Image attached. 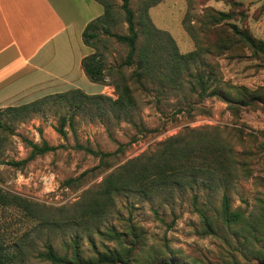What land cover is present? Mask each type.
Returning <instances> with one entry per match:
<instances>
[{"label": "rangeland", "instance_id": "rangeland-1", "mask_svg": "<svg viewBox=\"0 0 264 264\" xmlns=\"http://www.w3.org/2000/svg\"><path fill=\"white\" fill-rule=\"evenodd\" d=\"M106 1L113 5L116 15L112 31L126 34L122 0ZM233 1L241 3L235 8L244 11V16H235L238 18L230 21L240 25L244 22L250 33L264 43V0H161L150 7L149 15L161 31L165 48L173 47L169 42L172 38L179 53L199 51L200 55L180 77L182 86L164 75L154 81L144 76L138 85L132 77L135 67L123 64L127 46L101 34L98 49L105 55L108 81L122 72L137 99V106L120 118L113 111L97 113L91 109V101H86L85 109L73 110L54 100L25 119L5 117L11 129L2 133L5 140L0 149V192L27 199L33 207L38 206L35 209L41 215L28 216L23 208L0 200V244L10 251L25 252L9 264H51L38 254L45 243H53L63 254L74 238L79 239L85 257L120 249L125 244L121 246L99 235L91 225L82 228V224L72 225L68 220L75 214L78 203L100 189L108 174L186 128L216 131L221 135L222 143L234 152L237 169L234 177L228 183L162 192L150 199L119 194L100 228L113 226L129 236L130 228L135 225L140 235L132 251L133 259L145 264L149 261L159 264L169 258L193 264H260L258 257L246 258L244 250L264 248V53L245 46L220 48L219 34L204 24L205 9L229 12ZM141 3L142 0H130L137 16ZM189 25L196 39L187 31ZM138 29L141 30L140 24ZM143 38L140 32L139 45ZM162 56L168 58L167 52L162 51ZM198 71L210 85L206 93L195 83L194 74ZM213 87L242 100L230 104L218 96H207ZM239 87L260 99L246 104L248 98L238 93ZM106 91L108 96L116 97L114 85H108ZM62 116L67 118L65 134L58 131ZM27 140L39 145L47 142L56 148L31 156L32 148ZM23 159L26 162L20 166L8 163ZM195 193L199 203H204L209 211L218 207L226 193L232 207L244 211L246 221L233 230L224 229L226 240L202 234L198 214L192 206ZM53 219L62 224L49 229L47 222ZM242 228L249 241L239 239L237 232L234 234Z\"/></svg>", "mask_w": 264, "mask_h": 264}, {"label": "trees", "instance_id": "trees-1", "mask_svg": "<svg viewBox=\"0 0 264 264\" xmlns=\"http://www.w3.org/2000/svg\"><path fill=\"white\" fill-rule=\"evenodd\" d=\"M97 1L103 5L104 12L91 20L82 32L84 44L94 48V52L82 58L81 66L91 81L103 85H114L116 97L112 98L105 93L88 94L80 88H74L47 95L22 105L0 108V149L5 140L2 133L11 129L5 119L6 116L13 115L18 120L25 119L29 115L39 112L43 105L52 100L62 105L67 104L73 110H83L86 107V101H91L92 110L101 114H106L107 110L113 111L117 118L137 106L134 89L122 72H118V78L108 81L106 73L108 67L105 62V55L98 49L101 34L114 37L118 42L127 46L128 52L123 64L135 67L132 77L136 78L138 85L142 84L144 76L154 81L161 75H164L178 86L183 85V80L181 81L180 79L181 75L190 68L192 61L200 54L198 50L179 53L172 38L169 39V42L173 43V47H164L160 36L161 31L154 25L149 15L150 7L158 4L161 0H142L138 16L130 6V0H122L121 8L124 12V20L127 23L126 34L116 33L111 29L112 24L115 23L116 16L113 5L106 0ZM240 4L239 1H233L232 9L229 12L214 8L205 9L204 24L219 34L220 48L245 46L264 53L263 41L256 39L244 22L240 25L230 21L232 18H238L235 16H244V11L237 9V7L235 8V5ZM138 24L141 26L140 31ZM186 29L196 39L193 27L189 25L186 26ZM140 32L144 35V38L139 45ZM162 51L167 52L168 58L162 56ZM194 78L201 91L206 93L210 85L208 86L202 73L200 71L196 72ZM243 89L244 87H239L237 91L239 94H244L245 98H248L246 104H251L260 99L256 94H248V91ZM207 96H218L230 104L239 103L242 100L238 97H233L229 91H224L219 87H213L207 93ZM262 99L264 100V97ZM60 120L58 131L61 134H65L64 126L67 118L62 116ZM71 125L73 126V123ZM27 142L32 148L31 156L56 148L47 142L42 145L29 140ZM92 152L96 153L93 150ZM233 155L232 148L222 143L221 135L216 131L186 128L182 132L168 137L160 142L155 149L127 160L108 174L104 178L100 189L88 195L83 203H78L75 214L68 220L69 224L72 225L82 224V228L91 225L92 229L99 235L115 240L121 246L122 244L125 245L120 249L114 248L100 252L96 257H85L79 239L74 238L67 245L69 250L63 254L56 250L53 243H45L43 250L38 253L39 257L49 261L51 264H145L133 259L132 251L137 243L135 242L136 238L140 235V231L134 227L135 225L130 228L129 236L123 231H118L113 226L100 228L106 217L113 210L117 195L130 193L144 199H150L162 192L172 193L177 189H193L202 185L207 187L214 182L228 183L237 172ZM25 162L26 159L8 161L13 166H20ZM0 200L3 203L23 208L28 216H41L35 209L38 206L33 207L30 201L19 195L0 192ZM192 200V206L198 214L201 232L204 235H214L226 240L224 229L233 230L237 225L246 221L244 211L233 208L230 197L226 193H223L221 201L214 211H209L204 203H199L197 193L193 195ZM40 212L42 211L40 210ZM47 223H49V229L59 227L62 224L60 220L55 219ZM244 230L245 228L235 230L234 234L236 235L237 232L238 235L236 236L239 239L244 238L249 241L250 238L243 232ZM244 253L246 258L258 257L260 264H264V248H262V251L246 248ZM23 254H25L23 249L10 251L6 246L0 244V264L12 263L16 258H21ZM147 264L155 263L149 261ZM159 264L193 263L175 261L173 258H169Z\"/></svg>", "mask_w": 264, "mask_h": 264}, {"label": "crops", "instance_id": "crops-1", "mask_svg": "<svg viewBox=\"0 0 264 264\" xmlns=\"http://www.w3.org/2000/svg\"><path fill=\"white\" fill-rule=\"evenodd\" d=\"M103 12L97 0H0V108L74 88L106 93L81 66L94 52L82 32Z\"/></svg>", "mask_w": 264, "mask_h": 264}]
</instances>
